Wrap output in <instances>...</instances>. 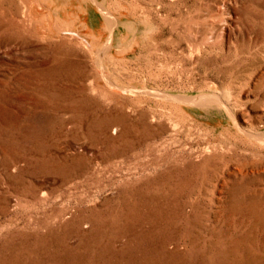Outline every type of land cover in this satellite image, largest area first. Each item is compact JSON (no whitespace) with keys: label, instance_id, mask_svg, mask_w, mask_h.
<instances>
[{"label":"rangeland","instance_id":"obj_1","mask_svg":"<svg viewBox=\"0 0 264 264\" xmlns=\"http://www.w3.org/2000/svg\"><path fill=\"white\" fill-rule=\"evenodd\" d=\"M239 128L264 139V0H0V264H264Z\"/></svg>","mask_w":264,"mask_h":264},{"label":"bare ground","instance_id":"obj_2","mask_svg":"<svg viewBox=\"0 0 264 264\" xmlns=\"http://www.w3.org/2000/svg\"><path fill=\"white\" fill-rule=\"evenodd\" d=\"M110 15V14H109ZM120 21V20H119ZM125 21V20H124ZM128 22V21H127ZM114 24V23H113ZM122 26V25H121ZM132 26V25H131ZM130 27V26H129ZM135 29V28H134ZM131 31V30H130ZM133 31V29H132ZM103 48V47H102ZM204 94V93H203ZM183 100L184 102H188L189 104H203V102H212L214 103V105H216L217 107H220V106H224L223 105V102L218 99L217 97H214V96H209V97H203V95H199L198 97H193V96H186V97H183ZM193 107V106H192ZM204 107V106H203ZM209 107V106H208ZM213 107V106H212ZM205 108V107H204ZM203 109V108H202ZM207 109V108H206ZM195 110V109H194ZM212 109H210L211 111ZM206 111V110H205ZM226 111V110H225ZM202 112V111H201ZM215 112V111H214ZM226 113V112H225ZM201 114V113H200ZM199 114V115H200ZM228 116L230 117V119L235 122V116L234 114H232L231 112L229 113L228 111ZM205 118V117H204ZM239 131L244 135V137H248V138H251V139H255V140H262V142H264V139H261V137L255 133V132H251L249 130H245V129H242V128H239ZM258 173V172H257ZM260 173V171H259ZM263 195V194H262ZM258 196V195H257ZM261 198V197H260ZM252 199V198H251ZM264 200V199H263ZM252 229V228H251ZM233 236V235H232ZM230 237V236H229Z\"/></svg>","mask_w":264,"mask_h":264}]
</instances>
